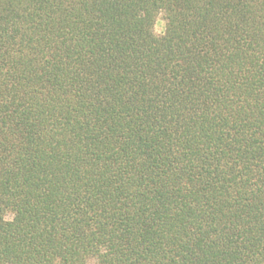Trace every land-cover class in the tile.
I'll return each instance as SVG.
<instances>
[{"label": "trees", "instance_id": "obj_1", "mask_svg": "<svg viewBox=\"0 0 264 264\" xmlns=\"http://www.w3.org/2000/svg\"><path fill=\"white\" fill-rule=\"evenodd\" d=\"M91 263L264 264V0H0V264Z\"/></svg>", "mask_w": 264, "mask_h": 264}, {"label": "rangeland", "instance_id": "obj_2", "mask_svg": "<svg viewBox=\"0 0 264 264\" xmlns=\"http://www.w3.org/2000/svg\"><path fill=\"white\" fill-rule=\"evenodd\" d=\"M154 30L156 35L162 36L164 35L166 31V21L164 19L163 15H160L155 22ZM91 264H96V263H91Z\"/></svg>", "mask_w": 264, "mask_h": 264}]
</instances>
